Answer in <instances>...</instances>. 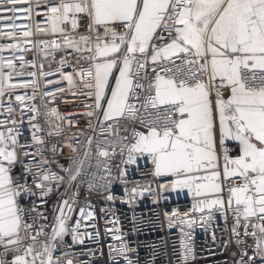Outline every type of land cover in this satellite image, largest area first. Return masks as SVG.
Wrapping results in <instances>:
<instances>
[{
  "label": "snow or ice",
  "instance_id": "1",
  "mask_svg": "<svg viewBox=\"0 0 264 264\" xmlns=\"http://www.w3.org/2000/svg\"><path fill=\"white\" fill-rule=\"evenodd\" d=\"M26 3L28 0H0V9L13 13L7 17L12 21L7 27L27 29V25L15 23L20 18L15 13L30 11L28 8L16 7ZM5 5L10 7H4ZM50 12L54 33L63 32L61 25L69 22L70 14L87 13L92 24L103 26L104 36L111 38L110 43L102 42L97 31L96 43L92 48L87 47L91 37H81L85 43L83 49L74 40H67L68 46L75 51L93 53L89 59L95 62L80 75L82 80L87 77L84 86L94 89V93L90 94L95 95L98 109L109 90L113 69L117 68L118 63L122 64L114 87L111 88L110 99L106 101V110L102 111L104 121L122 116L125 112L135 116L138 108L130 100H140L141 93L137 90L146 88L140 80L148 79L149 62L154 65L150 71L156 73V76L154 83H148L147 90L154 89L155 95H148L146 104L142 106L156 108L169 105L172 108L171 114L177 116V119L170 122L165 117L163 127L151 126L147 135L143 132L134 133L137 137L135 141L121 148L122 155L124 149H127V157L116 165L121 168L119 177H113L111 169L105 166L103 171L106 175L93 174V178L88 181L89 190L103 189L107 193L105 198L114 201L115 197L110 193L112 183L126 175L127 166L135 165L138 156L147 154L155 166V176L175 177L172 191L187 189L193 197L201 198L196 200L192 211L207 213L201 218L204 224L213 219V210L220 212L225 220L227 211L232 210L233 234L237 237L251 236L254 241V254L249 256L247 251H242L238 264H256L257 257L264 262V0H62L60 4L52 6ZM117 22L127 31L118 33L110 27ZM71 26L73 29L77 27L74 18ZM89 31H93L92 25L89 26ZM6 35L14 38L19 33L8 32ZM22 35L28 37L31 32L24 30ZM162 41L164 43H160ZM13 49L22 50L19 44H8L0 46V53ZM19 59L23 61L24 57L20 56ZM63 63L61 61V65ZM134 63L137 66L135 79L132 73ZM169 65L177 69V74L172 77L161 74L172 70ZM185 65L188 66L186 72ZM32 66L35 67L34 62ZM193 66H198V69L194 71ZM5 68L9 71L5 72ZM15 70L12 58L0 55V107L3 106L5 87H15L6 83L12 79V72ZM246 71L252 73L251 82L244 75ZM203 74H207L206 80L202 79ZM29 75L35 76L36 73ZM64 79L75 86L72 76L66 75ZM55 82L58 81H49ZM213 89L216 93L215 101L212 99ZM224 89H230L228 99L222 96ZM45 95L54 96V93L48 92ZM25 99L24 95L15 97L24 106L21 109V123L24 108L28 107L24 105ZM30 110L39 115V110L34 105ZM7 111L9 114L14 111L11 97ZM48 115L57 116V113L52 110ZM88 115L92 116L93 113L89 112ZM35 119L36 116H32L28 121L29 126L35 129L32 140L35 144L43 145L44 140L38 135L41 129L38 124L32 123ZM9 123L13 127H8ZM15 125L17 120L14 118L0 122V127L4 128V131H0V246L5 253L9 251L10 245L16 246L11 249L16 253H21L22 247L23 251L11 261L0 258V264H37V261L39 264H59L53 257L58 246L57 240L63 241L67 235H71L73 243L83 244L84 236L98 240V232L95 236L80 232L82 226H87L83 221H94L95 215L93 211L82 207L78 211L79 219L70 223L79 202L77 190L72 193L71 203L67 198L61 199L52 225L40 224L36 227V218L31 223L24 220V211L18 198L37 195L33 186L39 190V196L43 197L54 190L50 186L45 187L46 182L59 184L65 178L51 171L48 166L58 162L48 160L42 149H37L34 153L24 150L30 146L20 143L18 137L22 133ZM229 141L239 148V154L235 157L229 154ZM88 144L91 146V139ZM68 147L72 148V145L69 144ZM17 148L24 150L22 155L31 156L33 161L22 165L19 177L13 175L18 161ZM52 152H56L55 146ZM98 154L102 157L109 156L106 150H100ZM37 155L40 156L38 162ZM82 167V163L75 169L60 166L61 171L69 173L68 186L81 175ZM97 168L100 169L99 164ZM29 176L32 178L31 186L28 183ZM228 181L231 183L227 187L225 199L222 193L225 191L224 184ZM159 187L164 188L166 185ZM143 192L139 187L126 189L130 199L142 197ZM30 211L35 212L36 208L33 207ZM170 215L180 214L173 212ZM37 218L48 219L43 213H38ZM252 218H258L257 222L252 223ZM177 222L184 223L190 229L197 220ZM242 222L243 233L239 231ZM250 224L253 228L251 232L248 231ZM48 227L51 228L50 239H46L42 243V249L37 250V238L48 237ZM21 229L26 234L25 239L32 241L31 244L22 245ZM106 232L112 233L114 239L121 241L119 247L109 246L110 255L116 254L113 260L116 256L127 259L126 254L133 249L123 243L121 236L117 234L119 229H106ZM184 235L190 236L191 233ZM244 242L242 239L237 240L238 245ZM184 249L185 261L189 257L194 258L191 244L184 243ZM245 257L248 259L245 260ZM128 264H132V261L129 260Z\"/></svg>",
  "mask_w": 264,
  "mask_h": 264
},
{
  "label": "built area",
  "instance_id": "2",
  "mask_svg": "<svg viewBox=\"0 0 264 264\" xmlns=\"http://www.w3.org/2000/svg\"><path fill=\"white\" fill-rule=\"evenodd\" d=\"M62 0H28V3L17 5L19 9L28 8L29 12L19 11L15 13L20 17L15 21L19 25H27V29H13L7 27L12 21L7 19L13 15L11 12H5L0 9V46L8 44H19L21 51L6 50L0 55L11 57L15 65V71L12 72V79L6 83L15 85L13 88L5 87V96L3 106L0 107V122L16 119L20 128L21 135L18 137L20 143L29 145L27 150L34 153L37 149L43 150V155L48 160H55L58 163L51 164L48 167L52 172L63 176L64 182L57 184L45 183V187H52L54 190L47 193L43 197L39 196V190L35 196L24 195L18 198V203L24 211V220L31 223L36 218V227L40 224L52 225L56 216V209L62 198L69 199L72 202L73 191H79L76 212L73 214L70 223L79 219L78 211L84 207L86 210L94 212L95 220L83 221L86 227L80 229L81 233H89L95 236L97 232L98 240L89 239L84 236V243H73L71 235L63 238V241L57 240V247L53 252L54 259L59 264H128L131 260L132 264H238L241 252L247 251L249 256L254 254V241L251 236L237 237L233 234L234 216L231 209L227 211V220L225 217L213 210V219L208 223L202 222V217L207 213H199L192 211L196 200L201 199L187 194V189L172 191V176H155V166L151 159L144 154L137 157L135 165H128L126 175L114 181L110 188V193L115 197L114 201H108L105 197L107 193L100 189L99 191H90L88 181L96 176L106 175L103 168L107 166L111 169L113 177H119L121 168L116 167L122 159L127 157V149H124L123 155L121 148L125 145H131L137 137L136 132H143L145 135L149 133L151 126L162 128L165 123V117L170 122L177 119L176 115H172V108L169 105H161L156 108L142 106L146 104L148 95H155L154 89L147 90V85L151 81L155 82L156 73L150 71L154 66L149 62L147 65L148 79L140 80L145 84V89H138L141 93L140 100L131 99L130 102L135 103L138 111L135 116L125 112L122 116H118L108 121H101L100 111L96 107V99L94 89L85 87L87 77L81 79V73L85 72L95 62L89 59L93 53L89 51L77 52L67 44L68 39L74 40L81 49L85 48V43L81 37H91L87 43V47L94 48L96 43V34L99 32L104 41V28L92 24L91 18L86 15L75 14L69 18V29L65 33H57L52 31L50 22V8L60 4ZM4 7H10L5 5ZM28 17V18H26ZM77 21L75 29L71 26V20ZM92 25L93 31H89ZM30 31L31 35L24 37L22 32ZM8 32L19 33L16 37H9ZM160 43H164L163 41ZM20 56L24 60L19 59ZM61 61H64L61 65ZM33 62L35 67H33ZM167 63V62H165ZM181 63V61H177ZM41 65L43 67H41ZM172 68L167 73H161L166 77H172L177 74V69ZM187 65L184 66L185 72ZM198 66H193V70H197ZM5 72L9 70L4 69ZM137 66L134 63L132 73L134 79ZM35 72V76L29 73ZM185 73H180L184 75ZM70 75L73 78L72 86L64 79V76ZM244 75L250 78L251 72H244ZM257 78L260 73L257 70ZM202 79H205L202 75ZM49 81H58L49 83ZM218 82V81H217ZM259 83V79H257ZM59 89H64L59 91ZM227 89L222 90V94ZM52 92L54 96L45 95ZM16 95H24L26 97L24 105L28 106L23 111V123H21L20 102L15 100ZM11 97V106L14 111L9 114L7 111ZM213 99H216L215 89L212 92ZM35 106L39 110V115L30 110L31 106ZM55 110L57 116L48 115L49 112ZM93 115L89 116L88 113ZM36 116L32 121L38 124L41 131L38 133L44 140L43 145L35 144L32 140V134L35 129L29 126V118ZM59 117V118H58ZM143 121V122H142ZM8 127H13L10 123ZM0 131H4L0 127ZM51 133V134H50ZM126 138V139H125ZM92 140L91 146L88 140ZM72 145L69 148L68 145ZM56 147V152H52V148ZM231 149L230 155L235 157L239 154V148L232 141L228 142ZM75 149V151H73ZM20 148H17L18 161L14 167L13 175L20 176L22 165L24 163L31 164L32 157H24ZM100 150L109 152L108 157H102L98 153ZM115 153L114 155L112 153ZM40 156H36L38 162ZM83 164L80 169L81 175L68 186L67 179L69 173L61 171L63 168L75 169L78 164ZM100 165V169L97 165ZM124 181V182H121ZM28 183L32 185L31 176L28 177ZM231 181L225 182V191L222 193L226 199L227 187ZM166 185L160 188V185ZM235 186V185H232ZM139 187L144 190L142 197L129 198L126 189ZM166 197V199H165ZM35 207L36 211L31 212L30 209ZM177 212L179 216H171L170 214ZM38 213H43L48 217L47 220L38 219ZM169 214V215H166ZM187 213V215H184ZM196 219L197 223L188 228L184 223L178 220ZM258 218H252V223L257 222ZM106 221H112L106 223ZM94 225V226H93ZM118 228V235L121 236L124 244L133 251L128 252L127 259L124 256H116L115 253L110 255L109 246L119 247L121 241L113 238V234L106 232V229ZM49 233L48 237L39 236L37 238L36 249H42V243L46 239H50L51 228H46ZM239 231L243 233V222ZM248 231H253L251 224ZM190 232V236L184 234ZM22 245L31 244L30 239H25V232L21 229ZM34 234V233H33ZM259 235V233H258ZM242 239L245 242L237 244V240ZM184 243L193 246V256L185 261ZM16 246H9V251L0 246V258L5 261H11L16 253L11 249ZM245 260L248 257L244 258ZM31 260V257H29ZM39 264V261H37ZM256 264H264L257 257Z\"/></svg>",
  "mask_w": 264,
  "mask_h": 264
},
{
  "label": "crops",
  "instance_id": "3",
  "mask_svg": "<svg viewBox=\"0 0 264 264\" xmlns=\"http://www.w3.org/2000/svg\"><path fill=\"white\" fill-rule=\"evenodd\" d=\"M66 2H70V0H66ZM75 14L82 15L83 17H86V15H87V13H74V14H70V16L71 15H75ZM61 27L63 29L62 33L67 32L68 29H69V22L61 25ZM99 27H103V26H99ZM110 27L114 28V30L117 31L118 33H123V32L127 31L125 28L119 26V22H117V24L111 25ZM57 33H61V32H57ZM104 41L110 43L111 42L110 36L109 37H105L104 36ZM117 43H119V41H117ZM122 51H123V49H122ZM120 67H122V64L118 63L117 68L113 69L112 77L109 80V90H108L106 96L104 97V99L100 102L101 103V108H99V109L97 108L100 111L101 121H104L103 120L102 111L106 110V107H107L106 101L108 99H110L111 88L114 87L115 78L118 77V75H119V68ZM203 75H204L205 80H206L208 78L207 74H203ZM230 94H231L230 93V89H227V91H225V93H223L222 96H223L224 99H228ZM212 99H213V97H212ZM213 101H215V99H213ZM226 197H227V195H226ZM20 236L22 238V233L21 232H20ZM10 246H13V245H10Z\"/></svg>",
  "mask_w": 264,
  "mask_h": 264
},
{
  "label": "rangeland",
  "instance_id": "4",
  "mask_svg": "<svg viewBox=\"0 0 264 264\" xmlns=\"http://www.w3.org/2000/svg\"><path fill=\"white\" fill-rule=\"evenodd\" d=\"M186 193L189 194L188 191Z\"/></svg>",
  "mask_w": 264,
  "mask_h": 264
}]
</instances>
